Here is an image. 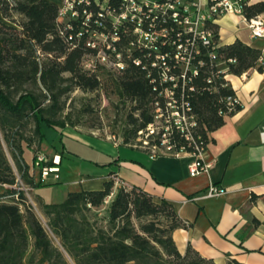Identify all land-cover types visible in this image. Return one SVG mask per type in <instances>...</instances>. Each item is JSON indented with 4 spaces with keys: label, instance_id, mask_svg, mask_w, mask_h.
I'll use <instances>...</instances> for the list:
<instances>
[{
    "label": "trees",
    "instance_id": "16d2710c",
    "mask_svg": "<svg viewBox=\"0 0 264 264\" xmlns=\"http://www.w3.org/2000/svg\"><path fill=\"white\" fill-rule=\"evenodd\" d=\"M56 1L61 0H0V133L20 180L32 189L42 184L34 181L31 167L25 163L24 154L31 139L22 135V127L33 123V135L39 143L44 138V127L56 132L67 126L76 127L78 123L69 114L57 118L62 110L60 100L74 88L84 92L98 89L99 73L105 69L98 66L94 73L83 70V57L95 50L86 46L85 28L79 21L73 22L71 30L58 26ZM88 1L94 13L98 6L94 0ZM121 4L122 0H108L112 11H119ZM261 14L264 1L243 7L246 19ZM15 15L22 21H16ZM209 27L217 44L212 50L215 58L210 60L208 56L211 49L200 47L198 59L204 65L184 87L197 119L196 135L205 147L210 134L241 110L240 104L227 107L224 99L235 92L224 77L241 76L253 70L264 72V55L260 50L239 40L218 46L217 27L212 23ZM89 28L94 27L91 24ZM78 33L82 36L77 37ZM68 37L70 41H66ZM125 43L127 39L123 38L119 50ZM132 58L148 64L138 51H132ZM156 76L154 69L147 71L126 61L124 70L111 79L117 98L135 104L132 111L138 112L137 118L132 119V130L125 135V144L135 139L138 132H146L154 121L155 99L163 88ZM160 134L150 145L161 148ZM169 139L176 151L186 144L175 131ZM16 180L0 143V187L12 188ZM114 191V181L108 180L102 190L70 192L61 204H42L45 228L32 207L25 205L22 192L10 189L7 192L11 200L0 201V264H214L190 246L183 255L179 253L172 233L185 224L171 204L164 200L155 202L135 187L120 186ZM103 208L107 222L98 226L88 214ZM228 264L239 263L228 258Z\"/></svg>",
    "mask_w": 264,
    "mask_h": 264
},
{
    "label": "crops",
    "instance_id": "0c3cea01",
    "mask_svg": "<svg viewBox=\"0 0 264 264\" xmlns=\"http://www.w3.org/2000/svg\"><path fill=\"white\" fill-rule=\"evenodd\" d=\"M260 1L264 0H251L250 4ZM259 16L264 19V14ZM212 25L217 27L218 46L239 40L264 55V37H251L244 17L226 14ZM225 79L235 92L241 110L210 134L200 157L204 163L211 164L206 172L189 174V166L195 161L190 154L152 156L145 148L121 149L111 145L112 160L101 163L106 166L103 170L106 173L86 174L72 182L61 191V200L70 192L102 190L108 180L114 181L115 191L120 185L139 188L155 202L164 200L171 204L185 224L172 233L180 254L190 246L214 264H228V258L239 264H264V72L253 70L241 76L226 75ZM66 131L69 130L64 128L59 133ZM56 155L60 157V166L62 153L46 156L51 163ZM59 173L60 170L57 179L55 174L45 180L39 175V181L43 186H57ZM211 183L226 193L207 198L205 191ZM32 191L37 201L52 204L37 194L39 190Z\"/></svg>",
    "mask_w": 264,
    "mask_h": 264
},
{
    "label": "built area",
    "instance_id": "2783aa9c",
    "mask_svg": "<svg viewBox=\"0 0 264 264\" xmlns=\"http://www.w3.org/2000/svg\"><path fill=\"white\" fill-rule=\"evenodd\" d=\"M94 2L98 6L94 13L89 8L91 3L88 0L59 2L56 21L58 26L71 30L73 22L79 21L85 28L86 46L95 50L94 54L83 57L81 67L89 73H94L98 66L120 72L124 70L126 61H131L147 71L154 69L156 79L163 87L155 99L154 119H160L163 125L158 133H161V148L152 145L151 155L158 156L159 152L175 157L190 154L195 157V161L189 166V174L196 176L206 172L211 164L200 159L206 147L201 137L196 135L197 119L184 87L197 75L198 68L204 65L198 59L200 47L211 49L208 56L210 60L215 58L212 50L217 44L209 25L226 14L244 17L243 7L249 5L251 0H122L117 12L108 8V0ZM245 22L251 37H264V19L257 16L245 18ZM91 24L94 28H89ZM60 34L65 36L63 32ZM76 36L80 37L82 33ZM123 38L127 39V43L119 50ZM70 40L71 37L66 38V41ZM165 48L166 51L163 50ZM132 51L141 53L148 64L132 58ZM164 84L167 86L164 87ZM224 101L228 108L239 104L235 94ZM172 131L178 133L186 143L178 151L170 143ZM50 162L52 165L42 166L49 163V160L39 152L34 155V166L39 167L41 180H45L50 174H55V178H58L60 157L56 155ZM225 193V189L211 183L205 196L215 198ZM14 198L17 200V195Z\"/></svg>",
    "mask_w": 264,
    "mask_h": 264
},
{
    "label": "rangeland",
    "instance_id": "374dc122",
    "mask_svg": "<svg viewBox=\"0 0 264 264\" xmlns=\"http://www.w3.org/2000/svg\"><path fill=\"white\" fill-rule=\"evenodd\" d=\"M157 2L160 0H147ZM59 3V1H56ZM16 21H22V18L14 16ZM118 75V71L108 68L101 70L99 73L100 86L95 91L84 92L78 88H74L65 94L61 100V112L57 114V118L69 114L72 121L78 124L72 128L67 126L64 134H60L51 128L44 127V138L39 143L33 135V123L28 122L22 127V135L27 139H31V143L24 154V160L31 168L34 175V181L39 180L40 169L34 166V155L39 152L45 156L51 157L55 153H62L64 158L59 166L60 183L57 186H39L33 190H39L37 194L44 196L48 203L61 204L67 196L61 200V191L69 188L72 182L78 181L80 178L88 175H100L106 166L101 163L112 160L111 145L127 149L124 146L147 149L150 151L153 141L157 139L158 133L163 125L158 118L154 119V123L146 132H138L135 139H130L129 144H125V135L132 130V119L137 118L138 112L132 111L135 104L130 102H122L113 93L111 79ZM48 103V102H45ZM133 115V116H131ZM154 132V133H153ZM153 133V134H152ZM152 136V137H151ZM101 141H105L103 144ZM0 143L11 164L15 176L17 177L15 186L8 187L3 185L0 187V201L8 202L11 200L7 191L14 189L21 191L24 195L25 205L32 207L34 213L42 222L45 228L46 221L41 212L42 203L34 198L35 192L31 186L25 185L19 178V174L11 159L10 151L3 140L0 133ZM112 153V154H111ZM43 154V155H44ZM46 158L48 159V157ZM71 163H69L68 161ZM74 165L76 171H73ZM69 166V167H68ZM103 173H106L103 171ZM121 186V185H120ZM122 187V186H121ZM53 195V198L51 199ZM24 211V207H20ZM105 208L97 212H90L88 216L91 220L97 221L98 226H105L107 222ZM53 243L57 245V240L51 235L47 229Z\"/></svg>",
    "mask_w": 264,
    "mask_h": 264
}]
</instances>
